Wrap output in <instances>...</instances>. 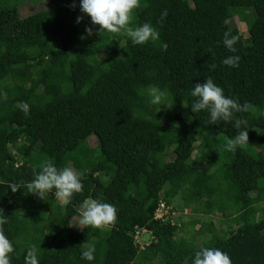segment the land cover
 Returning <instances> with one entry per match:
<instances>
[{
    "label": "trees",
    "instance_id": "trees-1",
    "mask_svg": "<svg viewBox=\"0 0 264 264\" xmlns=\"http://www.w3.org/2000/svg\"><path fill=\"white\" fill-rule=\"evenodd\" d=\"M47 1L22 12L24 0H0V230L10 264H24L29 245L39 264H191L201 247L231 264H264V0H139L131 23L159 32L143 45L97 34L78 0ZM226 30L238 37L235 53L221 43ZM231 55L237 67L221 64ZM206 78L247 105L235 115L248 143L235 150L224 147L231 121L207 124L206 112L188 107ZM149 85L167 90V108L147 103ZM48 162L79 174L82 190L66 205L54 191L45 200L27 193ZM86 199L112 204L115 220L74 228ZM89 246L92 261L80 256Z\"/></svg>",
    "mask_w": 264,
    "mask_h": 264
},
{
    "label": "clouds",
    "instance_id": "clouds-1",
    "mask_svg": "<svg viewBox=\"0 0 264 264\" xmlns=\"http://www.w3.org/2000/svg\"><path fill=\"white\" fill-rule=\"evenodd\" d=\"M139 6V0H79V11L90 18V24L98 25V33L122 34L128 38L133 45H143L159 39V32L150 24L142 23L133 25V11ZM166 16V12L161 13V21ZM80 16L76 17L79 23ZM227 21H225L226 23ZM85 33L92 35L93 29L85 27ZM237 35L225 31L221 38L223 46L232 53L236 52L234 44ZM161 47L166 45L163 43ZM240 57L231 55L223 58L221 64L229 67H237ZM212 68L215 65H211ZM141 94L147 98L149 105L166 107L168 92L156 85H149L141 90ZM190 96L194 99L188 105L193 114L204 111L207 113V124H218L219 122H232L235 134L229 137L224 145L226 150L232 151L239 145L248 143L246 122L236 116V113L246 110L247 105H241L232 97L225 96L223 89L215 84L211 78H206L202 83H195L190 90ZM20 109L25 115L28 114V105L21 103ZM167 108V107H166ZM27 193L35 194L38 198L45 200L49 192L54 191L55 197L63 204H68L74 193L82 190V183L79 174L73 168L66 166L61 169L48 162L45 163L33 179L26 183ZM8 188L15 193L20 189L16 184H9ZM79 220L76 224L80 226H91L102 228L115 220L116 209L107 202L100 199H86L79 209ZM7 216H0V224L7 222ZM13 252L12 242L0 230V264H10ZM94 248L89 246L80 253L81 259L92 261L94 259ZM24 264H39L38 248L29 245L25 251ZM187 264V260L182 262ZM191 264H231V259L226 252L214 247H201L195 251L191 258Z\"/></svg>",
    "mask_w": 264,
    "mask_h": 264
},
{
    "label": "rangeland",
    "instance_id": "rangeland-1",
    "mask_svg": "<svg viewBox=\"0 0 264 264\" xmlns=\"http://www.w3.org/2000/svg\"><path fill=\"white\" fill-rule=\"evenodd\" d=\"M78 3H79V0H78ZM48 6H49V4H48V1L47 0H36V1H34V0H24V4L22 5V7L20 9L22 10V12L23 11H25V12H28V11H39L41 9L47 8ZM234 21H235V25H237V27H239V29L242 30L243 29V24L240 21H237V18L235 16H234ZM174 138L175 137H170L168 139V144H169L170 141L174 140ZM90 144L91 145L93 144V141L92 140L90 141ZM79 215L76 216V217H73V219H72V226L74 228L78 227V226H76V224H77V222L79 220ZM212 215H213V218L216 220V223L221 218L219 216V214H217V213H212ZM186 219H187V217L184 215L181 220H186ZM195 227H199V229H200L199 231L201 232L200 234H202L203 232L209 231L208 225H204V226L203 225H200L199 226V224H197V225H195ZM224 227H225V225L222 224L221 225V228L224 229ZM221 228L220 227H216V230L219 231V232H221V230H222ZM148 234L149 233L145 232L143 234V237L144 238L145 237H148ZM202 239H205V237H203ZM200 243H201V241H200Z\"/></svg>",
    "mask_w": 264,
    "mask_h": 264
},
{
    "label": "built area",
    "instance_id": "built-area-1",
    "mask_svg": "<svg viewBox=\"0 0 264 264\" xmlns=\"http://www.w3.org/2000/svg\"><path fill=\"white\" fill-rule=\"evenodd\" d=\"M165 208L163 207V203L161 202L158 206V208L155 210V217H162L165 214ZM144 230H141V232H136L134 237L137 239H140V233H142Z\"/></svg>",
    "mask_w": 264,
    "mask_h": 264
}]
</instances>
